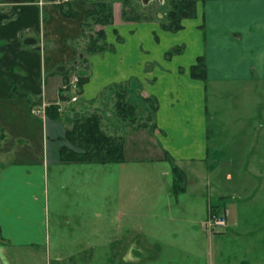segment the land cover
Here are the masks:
<instances>
[{"label":"crops","instance_id":"1","mask_svg":"<svg viewBox=\"0 0 264 264\" xmlns=\"http://www.w3.org/2000/svg\"><path fill=\"white\" fill-rule=\"evenodd\" d=\"M66 1L0 0L3 252L7 249L22 255V247L33 248L28 255L33 259L45 247L42 259L48 264H60L57 260L63 257L74 259L72 251L51 255L49 174L51 170L57 172L55 180L62 189L67 188L69 179L74 180L76 171L87 173L78 167L92 162L63 164L60 160L71 120L78 111L91 106L101 107L103 112L108 106L116 114L117 93L126 90L125 99L138 108L136 120L118 117L128 126L125 136L103 125L104 130L122 138L124 158L126 139H150L158 149L157 160L170 163L173 185H169L167 194L175 189L177 203L186 215L182 219L185 225L194 232H199L201 225L204 228L202 239L208 249L192 254L193 259L195 255L203 259L199 264H264V251L255 249L256 236L264 237L261 122L256 142L249 133L259 116L264 119V0H196L195 16L184 18L178 30L163 26L162 4L168 0H150L145 7L149 9L140 6L141 0ZM95 1L111 2L114 22L97 24L105 33L98 41L103 49L86 53L84 33L96 34V24L89 25L86 10ZM125 2L129 3L127 12L145 11L150 17L122 18ZM68 8L73 15L65 13ZM27 37L34 38L35 43L26 45ZM174 48L180 49L172 52ZM80 54L85 61L78 59L83 57ZM200 56L205 60L206 79L191 75L190 68ZM72 65L86 75L76 101L61 91ZM134 79L141 83L139 94L126 88L127 82L135 83ZM212 81L238 84L245 96V106L240 112L235 110L234 121L240 123L236 132L245 131L246 136L234 135L237 151L231 152L233 158H210L216 157L219 149L210 139L207 85ZM106 91L108 94L102 95ZM101 96L104 101L100 102ZM50 106H58V111L49 110ZM33 107H42L44 113L33 114ZM113 112H109L111 116ZM246 139L248 146L241 147L239 142ZM235 196L243 199L237 201ZM242 205L248 206L246 212ZM210 207L227 209L224 227H208ZM252 208H258L260 219L254 218L258 212Z\"/></svg>","mask_w":264,"mask_h":264},{"label":"rangeland","instance_id":"2","mask_svg":"<svg viewBox=\"0 0 264 264\" xmlns=\"http://www.w3.org/2000/svg\"><path fill=\"white\" fill-rule=\"evenodd\" d=\"M155 1L157 0H153V3ZM162 11L165 16L166 5ZM111 20L110 23L114 22V14ZM98 25H95L96 34L89 31L84 33L86 44L92 39L99 43L104 39V30L98 29ZM83 58L84 54L78 59ZM70 69L67 72L68 79L70 75L72 77L71 72H75L73 65ZM134 81L132 84L127 82L126 88L139 94L137 87L141 86V83L137 79ZM107 94L106 91L102 95ZM207 96L211 116L210 139L213 147L217 145L219 148L218 155L210 158H233L231 152L237 151L233 141L234 135L246 136L245 131L236 132L240 123L234 121L235 110L240 112L245 106V96L238 90V84L221 81L208 83ZM100 98V102L104 101L102 96ZM77 109H80L79 105ZM109 109L108 106L105 112L101 107L81 109L74 115L68 129L73 126L77 117L80 119L97 113L103 129L104 125L110 132H119L125 136L128 126L122 125V118L119 119V115ZM110 111L114 113L113 116ZM260 122L264 128L262 116L255 121L253 132H249L253 138L260 132ZM247 140L239 142L241 147L248 146ZM258 142L260 143L259 139ZM125 145V163L113 162L104 165L96 161L80 166L78 168H83L87 173L76 171L74 180H68L67 188L63 186L64 188L59 189L55 180L59 175L54 170L50 171L48 208L52 235L49 247L51 255H54L53 252H74L72 260L62 255L63 258L57 260L60 264H199L203 259L196 255L193 259L192 254H200L208 249L202 239L203 227L201 225L200 231L194 232L193 228L185 225L182 219L184 220L186 215L177 203L176 194L173 192L175 189L172 187V193L167 194L172 183L170 163L157 160L158 149L150 139L140 142L126 139ZM67 146L72 147V144L67 141ZM74 149L77 150L76 147ZM87 167L91 169L86 170ZM65 176L70 178L71 174L67 173ZM234 199L238 201L243 199V196H235ZM240 207H243L244 212L248 208L246 205ZM257 209L252 208L253 212H258ZM261 217L258 212L254 218ZM255 249L264 251V237L260 234L256 236ZM21 250L22 255H15L7 249L3 252L0 246L4 256L0 264H6V261L8 264H48L45 258L42 259L45 247L41 248L33 259H28V255L34 251L33 248L22 247ZM151 254L155 257H149ZM140 255L143 258H140Z\"/></svg>","mask_w":264,"mask_h":264},{"label":"trees","instance_id":"3","mask_svg":"<svg viewBox=\"0 0 264 264\" xmlns=\"http://www.w3.org/2000/svg\"><path fill=\"white\" fill-rule=\"evenodd\" d=\"M128 1V0H127ZM129 3L125 2L122 7V18L127 20H140L147 19L150 17L147 12H137L128 11L125 6ZM149 4L144 5L140 3V6L145 8ZM164 7L166 5L165 21L163 22L164 28L168 30H178L182 27V20L188 17H194L196 14V0H168L162 4ZM162 6V7H163ZM169 6V8H167ZM112 4L106 1H95L86 10V17L89 18V25L95 24H108L112 20ZM68 15H73L74 13L70 8L65 10ZM99 35V34H98ZM100 36V35H99ZM96 40V39H95ZM86 53H93L103 49V46L98 44V42L89 41L86 44ZM179 51V48H174L172 52ZM83 56V54H80ZM81 58V56H80ZM85 61L86 58H83ZM72 67V66H71ZM70 67V68H71ZM75 67V65H73ZM68 69L70 71L71 69ZM67 71V72H68ZM191 75L195 78L206 79V64L203 56L198 57L197 62L190 68ZM79 75L78 86L81 85L86 80V75L84 70H79L75 68V72ZM68 74V73H67ZM65 75V81L61 91L64 92L66 85L69 81ZM71 77V75L69 76ZM65 94V93H63ZM126 90L117 93L116 100V112L125 121L134 122L138 116V108L136 105L128 102L125 99ZM64 97V96H63ZM49 110L58 111V106H53ZM49 112V111H48ZM78 118V117H77ZM75 120L73 126L68 129L65 133L64 139L72 144V147L67 145L62 146L60 149V160L61 162H87V163H113L124 162V146L122 138L114 136L106 132L101 127V118L97 113H92L89 116ZM76 147L77 150L74 148Z\"/></svg>","mask_w":264,"mask_h":264},{"label":"built area","instance_id":"4","mask_svg":"<svg viewBox=\"0 0 264 264\" xmlns=\"http://www.w3.org/2000/svg\"><path fill=\"white\" fill-rule=\"evenodd\" d=\"M66 1V0H59ZM79 75L74 73L70 77L69 82L64 85V93L68 94L71 101H76L78 99V93L80 88L78 86ZM31 112L35 115H41L44 113L42 107H33ZM227 223V210L224 207H210L208 216H207V225L211 229H218L224 227Z\"/></svg>","mask_w":264,"mask_h":264},{"label":"water","instance_id":"5","mask_svg":"<svg viewBox=\"0 0 264 264\" xmlns=\"http://www.w3.org/2000/svg\"><path fill=\"white\" fill-rule=\"evenodd\" d=\"M150 0H141L142 4L147 5L149 3ZM24 43L26 45H32L35 43V39L31 38V37H27L26 39H24Z\"/></svg>","mask_w":264,"mask_h":264}]
</instances>
